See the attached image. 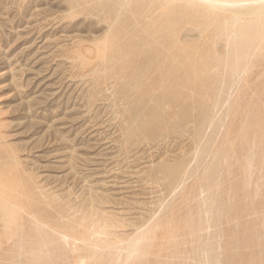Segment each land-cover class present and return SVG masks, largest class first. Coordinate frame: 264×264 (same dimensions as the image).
<instances>
[{"label": "rangeland", "instance_id": "obj_1", "mask_svg": "<svg viewBox=\"0 0 264 264\" xmlns=\"http://www.w3.org/2000/svg\"><path fill=\"white\" fill-rule=\"evenodd\" d=\"M78 1L71 7V0H0V167L10 199L23 207L0 201V264H264V33L263 40L255 34L236 65L231 40L208 45L220 69L203 108L182 88L162 115L171 126L186 111L184 123L148 136L131 119L133 97L123 98L121 72L109 71L96 54L130 43L135 31L121 23L136 12L115 10L117 0ZM138 21L131 26L149 19ZM190 26L185 43L201 42ZM107 27L120 28L117 43L104 39ZM226 51L233 59H224ZM127 57L130 75L139 60L135 51ZM177 162L180 171L168 183L166 170ZM103 217L111 219L109 229ZM86 220L95 226L87 228ZM64 231L74 237L72 246L59 239ZM81 233L98 250L86 249ZM42 241L47 250L29 261Z\"/></svg>", "mask_w": 264, "mask_h": 264}, {"label": "bare ground", "instance_id": "obj_2", "mask_svg": "<svg viewBox=\"0 0 264 264\" xmlns=\"http://www.w3.org/2000/svg\"><path fill=\"white\" fill-rule=\"evenodd\" d=\"M96 1L98 3L101 0H96ZM117 1H118V5L115 8V10L117 8L118 9L119 8L124 9L125 11L131 12L133 15L136 12L137 16H135L134 19L125 18V19H122V23H121V27L122 26H127V28L131 27L134 29L135 32L133 35H131L132 38H130V40H128L130 42L129 44L122 45L121 47L117 46V48H113V49H111L110 45L107 47L105 46L104 48L98 49L96 54H99V57L102 60V65L106 66L109 69V71H118L119 70L121 72V77L116 76V74L114 76H116V78L117 77L120 78V80L122 79L121 81L124 83V85H126L124 87L125 89L123 90V92H124L123 98L126 96L125 99L127 101H129L130 96L133 97V100L130 101L131 102L130 104L133 106V109L131 110L132 112L130 113L131 119L135 120L142 127H144L146 129V135H148V136L158 135L161 132L162 128L165 129L164 131H166V129H168L169 127L180 128L181 125L184 123V121L187 117L186 111L183 113L181 118L179 117V120H177V122H175L171 126H168L166 120L163 118L164 115H162L164 112L165 106L168 103H171L173 99H175L174 96L180 97L182 95V88H184L185 90L188 89L187 91H189V94L187 96H189V98L192 99V97L194 95L196 100L199 101L200 105L202 106L201 109L203 108V105L205 104V100L208 97L207 89L211 86L210 85L211 81L214 77V74L216 73L215 72L216 68L214 69V67H215L214 62L216 61V58L214 55H212L210 52L207 51L210 48V47L207 48L208 45L211 44L212 47H213V45L217 46V42H220V41L222 42L223 40L228 41L227 44H230L229 41L231 40L233 43V49H231L232 45H231L230 49L233 52L230 50L229 51H230V53H233V55H235L234 53H236L239 56V57H234V62L236 65V62H238L240 60L239 58H241V57L243 58L245 55H247V54L244 55V53L249 52L248 48L253 47V46H251V45H253L252 43H256L253 40V37H255V34H256V36L259 37L260 33H264V31L261 32L262 30H264V0H117ZM77 4H79L78 0H71V7H73V5H77ZM119 10H117V11H119ZM151 10L152 11H155V10L158 11L157 12L158 14L148 16L147 12H149ZM154 14H155V12H154ZM133 15L131 17H133ZM117 16H119V15H117ZM140 17L148 18L149 21L142 23L140 25L139 29H137L136 27H132L131 25H136V23H139L138 19ZM112 20H113V18H112ZM114 20H115V18H114ZM186 25L188 26L187 31L191 30V29H189V27H191L190 25L193 26L192 28H194L195 31L196 30L198 31L199 37L202 38L201 42H198V43L194 42L195 44H193V43L189 44L188 42L185 43V38L187 36V34H186L187 31L185 29ZM138 26H139V24H138ZM109 27H111V24L109 25ZM107 29H108V27H107ZM183 29H185L186 33L183 32ZM108 31H109V33L111 32L110 29L105 31L106 37H104V39L111 37L112 41H110V42L113 43L114 41H116V42H114V44L117 43L118 40H116V39L118 37V32L120 31V28L116 32L112 33L114 31L113 30L111 32L112 33L111 35L108 34ZM107 35H109V36H107ZM216 35L218 38L216 37ZM262 35L263 34H261V36ZM197 37L198 36H196V38ZM263 37H262V39L259 37L260 40H263ZM215 38H217V39H215ZM256 38H254V39H256ZM255 41H257V39ZM260 42L264 43V41L263 42L260 41ZM219 44L220 43H218V45ZM225 44H226V42H225ZM259 45H260V43H259ZM259 45H257V46H259ZM254 46L256 47V45H254ZM255 47H254V49H255ZM260 47H262V46H260ZM218 48L221 50L220 45ZM257 48H258V50L260 49L259 47H257ZM257 48H256V50H257ZM262 48L260 51H262ZM254 49H253V51H254ZM133 51H135V53H136L135 59L139 60V63L134 68V71L132 72V74L127 75V67H128L127 62L129 60V57H127V53L133 52ZM226 52H227V54L224 56L225 57L224 59H226V56L227 57L232 56V55H230V53L228 51H226ZM224 53H225V51H224ZM255 53H257V52H255ZM216 54H217V52H216ZM223 54H220V55L223 56ZM262 57H264V56H262ZM100 58H99V60H100ZM220 58H223V57H220ZM244 58L242 59L243 61H244ZM247 58L250 60L249 57H247ZM253 58H254V56H253ZM231 59H233V58L231 57ZM248 59H247V61H248ZM229 62L230 63L232 62V64L234 65L233 61H229ZM241 63H243V62H241ZM223 64H225V63H223ZM226 66H227V64H226ZM96 67H98V66H96ZM94 69L96 70V68H94ZM217 69H220V67L219 68L217 67ZM221 69H223V68H221ZM95 70L94 71L92 70V72L94 73ZM224 70L226 71L225 68H224ZM227 70H229V69H227ZM230 70L232 72L236 71V67L232 66L230 68ZM240 70H241V68H240ZM154 71H158V74L155 75ZM222 71H220V72H222ZM153 74H154V76H153ZM114 76H113V78H114V80H116ZM122 76H125V77L123 78ZM98 79H100V78H98ZM115 82L118 83L117 80ZM154 87H156V91H155V89H152ZM151 89L153 90V92H151ZM151 101L153 103L150 106L147 102L150 103ZM127 104H128V102H127ZM148 105L150 106V108H149V111L146 112V107ZM191 112H193V110H191ZM189 115H191V113ZM189 117H191V116H189ZM132 138H133V136H132ZM13 153H12V156H14ZM15 156H17V155L15 154ZM14 160H17V159H14ZM14 162H16V161H14ZM3 167H4V165H3ZM3 167H0V201L4 200V202L8 201L10 203H13V204L19 206L21 208L19 210L21 211L23 209V207L21 205V201L20 200L13 201L14 198H13V200H11L10 195L7 193V191L9 190V187L6 185V180H7L8 176H7V171H6L5 167L4 168ZM180 168H181L180 162H177L173 166H170L167 168V170H166V178L167 179L166 180L168 181V183L173 182V179L179 173ZM27 177H28V175H27ZM31 178H33V177H31ZM39 188L40 187H38V189H37V187H36L35 191L38 190L40 192L41 191L40 189L42 187L40 189ZM24 191H23V195L25 196ZM89 192H90V190H89ZM28 195L31 198L33 197L31 195V193H29ZM40 195L39 196L42 198V192ZM20 196H22V195H20ZM46 197H48V196H46ZM90 199H88V200H90ZM25 200H26V198H25ZM41 200H44V199L42 198ZM49 204H47V206ZM92 205H94V204L92 203ZM56 206H58V205H56ZM64 206H62V207H64ZM66 206H65V208H66ZM67 207L69 210L70 206H67ZM50 208H57V207H55V206L53 207V206L49 205V209ZM89 208H90V205H89ZM1 209L2 208L0 206V212L2 211ZM29 209H30V207H29ZM97 209L98 208H96V210ZM91 210H92V208H91ZM96 210H95V212H96ZM100 210L102 211V209H100ZM100 210L97 211L98 215H100L99 214ZM62 212L63 211H61L60 213H62ZM105 212L106 211H104V213ZM84 214H85V212H84ZM84 214H83V216H84L83 218H85ZM93 214H89L90 218H92L91 216H93V218H95ZM97 214L95 213L96 216H97ZM108 215H109L108 213H107V215L105 214V217L106 216L108 217ZM102 216H104V215H102ZM33 217H34V215H33ZM86 219H87V214H86ZM103 220L104 221L100 220V222H99L100 226H102L101 221H102V223L103 222L105 223V220L111 221V219L108 220V218H104ZM88 221H87V223H88ZM92 222H93V220H92ZM94 222H96V221H94ZM94 222L93 223L89 222V223L92 224V226L94 227L95 226V225H93ZM78 223H80V222H78ZM87 223H84V226ZM89 223L87 225V228L90 225ZM108 223L110 224V222H108ZM108 223H105L106 227H108L107 226ZM95 224H97V223H95ZM140 224H142V223H140ZM37 225L38 224H36L34 226L37 227ZM78 225H80V224H77L76 227H78ZM39 226L41 227L40 224H39ZM97 226H98V224H97ZM69 227H71V225ZM115 227H116V225H115ZM87 228H84L83 231L84 232L87 231L88 230ZM113 228H114V226H113ZM39 229H42V227ZM64 229L67 230L66 228H64ZM71 229H72V227H71ZM85 229H87V230H85ZM107 229H109V227ZM36 230L38 231V229H36ZM69 231H70V229L68 230V232ZM97 231L95 229V232H94L95 235H96ZM149 231H150V229L146 230V231L143 230V233L142 232L141 233L144 234V233H147ZM74 233L77 234V231H75V232L73 231V234ZM113 234L114 233H111V235H113ZM148 235H149V233H148ZM72 236H75V234ZM80 236L81 237H79V240L81 239L80 242L83 243V245L86 247V249L93 250V251L98 250L97 248L99 247L100 244L99 245L96 244L97 242H94L95 244H87L89 241L86 242L85 239H82L84 237V236L82 237V233ZM139 236H141V235H139ZM144 236H142V237H144ZM151 236L152 235H149V237H151ZM73 238L74 237H71L70 235L66 234V231H64L63 234L59 236V239L61 241H63L65 243V245L67 244L69 246L70 245L72 246V244L74 243L75 239H73ZM92 238H94V235ZM96 239H97V237H96ZM108 239H110V238H108ZM133 239H137V238H133ZM133 239H131V237H130L128 242H130V240H133ZM143 239H141V240H143ZM79 240H77L76 242H78ZM148 240H151V239L149 238V239H147V241ZM108 241L112 242L113 240L111 239ZM98 242H100V241H98ZM111 242H107V243H111ZM115 242L112 246L116 245ZM141 242L143 243L144 241H141ZM151 242H155V240H153ZM120 243H121V241H120ZM120 243L118 242L117 244H120ZM125 243H126V241H125ZM142 243H140V244H142ZM134 244H135L134 242L128 244V246H127L128 249H132L134 247ZM147 244L148 243L146 242L145 245L143 244V246H146V247L149 246ZM47 245L48 244L46 241H42L40 246H38L37 248H34V249H30L29 257H28L29 261L40 260L42 250L44 249L46 251ZM106 246L108 248V245H106ZM110 246L111 245L109 244V247ZM138 246H140V245H138ZM151 246H153V245H150V247ZM141 248H144V247H142V245H141ZM141 248H140V251L142 250ZM71 249H72V247H71ZM105 249H106V247H105ZM114 249H115V247H114ZM147 249H144L145 253L147 252L146 251ZM119 250L116 249L115 253L117 254V251H119ZM109 251H111V250H109ZM112 251H113V249H112ZM102 252H103V249H102ZM76 253H78V252H76ZM97 253L100 254L99 252H97ZM108 253H110V252H108ZM108 253H106V254H108ZM115 253L112 254V256H114ZM129 253L134 255V251L129 252ZM129 253H128V255H130ZM137 253H138V251L136 252V254ZM147 254H149V252L146 253V255ZM118 255H120V254H118ZM137 255H139V254H137ZM140 255H142V254L140 253ZM110 256L111 255H109V257ZM71 257H73V256H71ZM114 257H116V256H114ZM125 257H126V255H125ZM130 257H132V256H129L127 261L129 259L133 260L136 257V255H135V257L133 256V258H130ZM126 258H124V259L126 260ZM107 259H109V258H107ZM117 259H118V257H117ZM119 260H120V258H119ZM76 261H79V260H76ZM111 261H113V260H111ZM89 262H90V259H89ZM81 264H83V262Z\"/></svg>", "mask_w": 264, "mask_h": 264}]
</instances>
